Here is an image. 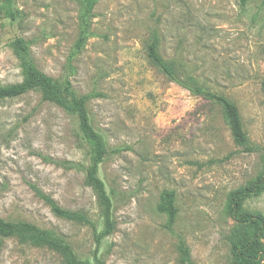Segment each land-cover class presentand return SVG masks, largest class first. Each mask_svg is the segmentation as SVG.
Returning <instances> with one entry per match:
<instances>
[{
	"label": "rangeland",
	"instance_id": "obj_1",
	"mask_svg": "<svg viewBox=\"0 0 264 264\" xmlns=\"http://www.w3.org/2000/svg\"><path fill=\"white\" fill-rule=\"evenodd\" d=\"M85 1L15 0L16 21L0 8V84L23 79L13 47L21 37L39 69L88 96L91 121L108 147L99 177L113 201L115 229L98 251L105 264H181V242L192 264H230L237 225L228 195L264 166V0H95L79 47ZM154 36L180 76L237 105L259 148L244 151L220 103L150 61ZM88 164L76 116L38 90L0 100V217L52 230L96 264L92 226L57 216L40 195L86 213L101 229ZM165 192L177 209L171 226L160 209ZM243 207L264 214V191ZM0 264L65 263L48 247L9 237Z\"/></svg>",
	"mask_w": 264,
	"mask_h": 264
},
{
	"label": "trees",
	"instance_id": "obj_2",
	"mask_svg": "<svg viewBox=\"0 0 264 264\" xmlns=\"http://www.w3.org/2000/svg\"><path fill=\"white\" fill-rule=\"evenodd\" d=\"M94 1H85L86 13L83 14V32L77 43L79 47L85 42L88 35L86 15L89 13L90 6ZM248 1L251 0H240V3L245 5ZM0 8L11 21L18 19L15 0H0ZM13 47L19 59L23 79L17 83L0 84V100L18 97L30 90H38L41 92L44 101L55 103L66 112L76 116L78 128L88 147L89 164L86 167V181L96 191L100 203L102 228L98 229L95 221L86 213L65 209L52 197L42 193L40 195L46 200L57 216L92 226L96 244L94 250L96 264H105L104 260L98 256V251L104 238L109 236L115 229L113 201L107 191L105 182L99 177V167L105 160L108 147L104 137L91 121L87 106L88 96L78 94L68 79L58 82L39 69L30 54L28 45L21 37H17L13 41ZM148 56L150 61L170 79L186 87L195 95L220 103L227 115L232 137L235 143L244 151L252 152L259 148L249 141L237 105L228 96L207 90L191 78L180 76L173 64L161 55L158 48V40L155 36L148 44ZM261 86L264 91V80ZM261 149L264 154V146ZM48 160L59 163L53 159ZM263 191L264 166L254 179L247 181L228 195L227 213L237 225V230L230 242V264H263L264 262V214L262 212L250 211L243 207L245 199L258 195ZM165 199L166 202L160 209L167 214L168 225L171 226L175 221L177 213L173 193L165 192ZM9 237H16L23 243L48 247L60 254L65 264H93L90 259L81 258L70 242L52 230L41 228L34 223L24 220H7L0 217V246L3 240ZM179 248L181 251V264H192L189 250L183 242L180 243Z\"/></svg>",
	"mask_w": 264,
	"mask_h": 264
}]
</instances>
